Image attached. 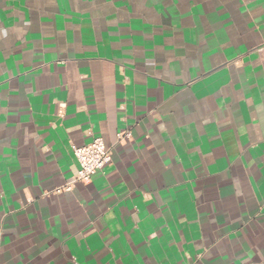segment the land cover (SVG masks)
<instances>
[{
	"label": "crops",
	"instance_id": "1",
	"mask_svg": "<svg viewBox=\"0 0 264 264\" xmlns=\"http://www.w3.org/2000/svg\"><path fill=\"white\" fill-rule=\"evenodd\" d=\"M0 264H264V0H0Z\"/></svg>",
	"mask_w": 264,
	"mask_h": 264
},
{
	"label": "built area",
	"instance_id": "2",
	"mask_svg": "<svg viewBox=\"0 0 264 264\" xmlns=\"http://www.w3.org/2000/svg\"><path fill=\"white\" fill-rule=\"evenodd\" d=\"M73 153L79 165L74 181H89L93 174L102 170L111 161V150L101 137H95L86 144L75 146Z\"/></svg>",
	"mask_w": 264,
	"mask_h": 264
}]
</instances>
